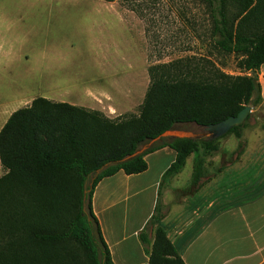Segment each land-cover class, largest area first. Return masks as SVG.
Instances as JSON below:
<instances>
[{"label": "rangeland", "instance_id": "1", "mask_svg": "<svg viewBox=\"0 0 264 264\" xmlns=\"http://www.w3.org/2000/svg\"><path fill=\"white\" fill-rule=\"evenodd\" d=\"M238 10L237 3L226 0L228 25ZM239 31L241 40L231 49L220 44L208 7L200 0H0V130L15 111L30 107L48 89L35 79L37 66L64 68L54 74L65 77L59 90L70 95V102L79 98L78 78V85L88 84L117 70L122 85L96 88L90 96L99 103L128 105L126 113L100 111L110 119L139 114L153 66L176 63L191 78L214 83L217 74L249 77L253 72L245 62L252 45L246 40L264 37V19L247 16ZM249 106L252 112L240 138L231 133L207 146L205 139H198L205 133L203 127L192 123L174 129L196 142L197 151L164 180L162 199L147 232L149 252L160 229L181 257L184 245L204 222L264 187V141L261 153L254 152L264 140V101ZM97 171L86 177L83 189L82 211L89 222L88 193L102 172ZM3 174L0 163V177ZM67 214L65 227L76 211ZM95 236L93 253L86 245L70 242L79 264H104L105 250Z\"/></svg>", "mask_w": 264, "mask_h": 264}, {"label": "trees", "instance_id": "2", "mask_svg": "<svg viewBox=\"0 0 264 264\" xmlns=\"http://www.w3.org/2000/svg\"><path fill=\"white\" fill-rule=\"evenodd\" d=\"M200 1L208 7L218 42L228 49L241 40L239 25L247 16L264 19V0H233L239 10L229 25L226 0ZM246 41L252 45L245 62L253 72L249 77L217 74L214 83L191 78L176 63L151 67L150 85L138 115L110 119L100 111L42 97L15 111L0 130L4 170L0 177V264H79L70 242L86 245L93 253L95 235L105 250L104 264H114L92 211L96 185L121 170L128 175L144 172L145 156L164 145L177 153L169 171L177 173L196 153L197 143L163 138L132 160L105 168L88 193L91 222L82 211L86 177L179 125L206 127L237 116L246 106L260 104L257 71L264 64V37ZM244 124L228 134L240 138ZM205 141L210 146L214 140ZM69 211H76L75 219L65 227ZM149 257V264H185L160 229Z\"/></svg>", "mask_w": 264, "mask_h": 264}, {"label": "crops", "instance_id": "3", "mask_svg": "<svg viewBox=\"0 0 264 264\" xmlns=\"http://www.w3.org/2000/svg\"><path fill=\"white\" fill-rule=\"evenodd\" d=\"M36 55L44 54L36 52ZM58 69L64 70L62 66L54 65L36 67L35 72L39 73L35 77L36 81H44L48 88L40 97L90 110L105 112L113 109L120 114L127 112L128 105L118 107L114 102L99 103L90 98L96 88H117L122 85L119 84L121 81L117 70L101 74L88 84L78 85V78L76 88L79 98L70 102V95L59 90L64 85L65 77L60 73L54 74ZM257 75L264 101V64ZM247 134L245 131V137ZM263 141L254 152L261 153ZM144 146L146 151L151 144ZM176 157V151L164 145L145 156L147 169L144 172L128 175L121 170L96 185L92 211L114 264H149L150 248L147 243L151 236L147 232L162 199V185ZM201 218L203 215L198 220ZM181 258L185 264H264V187L257 196L225 208L204 222L184 245Z\"/></svg>", "mask_w": 264, "mask_h": 264}, {"label": "water", "instance_id": "4", "mask_svg": "<svg viewBox=\"0 0 264 264\" xmlns=\"http://www.w3.org/2000/svg\"><path fill=\"white\" fill-rule=\"evenodd\" d=\"M251 112H252V106H246L243 110L239 112L237 116H231L219 123L203 127V131L205 132L204 137L209 138L210 140H217V139L222 138L223 136L228 134L230 130L233 129L234 127L243 125ZM163 138L186 139L187 137L177 134L175 131L171 130V131L165 132L164 134L160 135L159 137L151 141L150 144L161 141ZM144 149H145V146L144 147L142 146L135 153L128 155L121 160L107 163L97 172L103 171L105 168L112 166V165L124 164L132 160L133 158L141 155Z\"/></svg>", "mask_w": 264, "mask_h": 264}, {"label": "flooded vegetation", "instance_id": "5", "mask_svg": "<svg viewBox=\"0 0 264 264\" xmlns=\"http://www.w3.org/2000/svg\"><path fill=\"white\" fill-rule=\"evenodd\" d=\"M173 131H174V130H173ZM203 132H204V131H203ZM204 134H205V133H204ZM204 134L200 133L198 139H207V140H208L209 138H205V137H204ZM209 140H210V139H209Z\"/></svg>", "mask_w": 264, "mask_h": 264}]
</instances>
